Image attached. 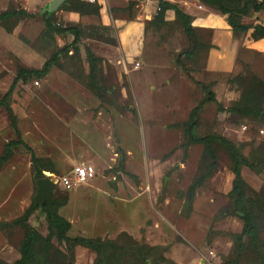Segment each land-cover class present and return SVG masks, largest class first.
Returning <instances> with one entry per match:
<instances>
[{
	"label": "rangeland",
	"instance_id": "374dc122",
	"mask_svg": "<svg viewBox=\"0 0 264 264\" xmlns=\"http://www.w3.org/2000/svg\"><path fill=\"white\" fill-rule=\"evenodd\" d=\"M164 1L177 6L176 1L189 2ZM253 1L261 0H225L228 8L246 3L237 15L246 32L236 36L227 15L204 8L191 20L194 39L185 35L172 11L158 16V0H99L96 12L89 14L62 4L50 9L56 24L80 29V43L60 55L46 77L17 83L7 100L13 119L0 105V155L6 143L21 140L32 149L43 177L52 181L71 178L76 166L93 167L95 175L85 184L66 188L53 181L51 200L70 225L69 238L114 243L116 251H108L101 264H141L137 251L142 246L154 248L147 264L237 259L234 237L244 224L231 196V155L220 142L192 143L187 134L200 103L194 137L226 139L247 164L241 166L245 202L263 246L254 250L244 236L239 264H263L264 46L253 42L261 39L264 9L255 11ZM52 3L0 0V14L23 9L33 15L0 21V100L19 70H40L72 42L71 35H57L44 25L41 15ZM214 29L224 48L231 39L241 48L233 64L226 51L230 65L209 72ZM220 54L214 52L212 58L218 60ZM37 179L30 153L22 146L13 148L0 168V225L11 223L0 229V264L20 259L28 229L43 239L48 236L41 209L25 223H13L33 203ZM41 247L32 264L43 258L45 264H96L93 250L55 237Z\"/></svg>",
	"mask_w": 264,
	"mask_h": 264
},
{
	"label": "trees",
	"instance_id": "16d2710c",
	"mask_svg": "<svg viewBox=\"0 0 264 264\" xmlns=\"http://www.w3.org/2000/svg\"><path fill=\"white\" fill-rule=\"evenodd\" d=\"M79 2L78 5H74L72 1L70 0H64L62 5L69 6V11L77 12L80 14H89L96 12L95 10V4H87L84 2ZM203 4L216 9L218 12H220L222 15H227L226 21L228 26L230 27L231 31L237 36V34L243 33L247 31V26L243 25L239 22L237 19V15L241 14L246 10V3L239 9V8H228L226 6L225 0H199ZM158 16L162 19L163 15L166 11L172 10L174 12V15L176 19L179 20L183 31L185 35L191 39H194V30L191 25V17L184 13L176 4L164 1V0H158ZM252 7L255 11L263 10L264 9V0H261L260 2L253 1ZM19 16H33L31 14H28L25 10H15V11H7L0 14V21L6 20L10 17H19ZM42 20L44 22V25L48 30L51 32L65 37L66 35H71L73 37V40L70 44L64 45L61 49H59L56 53L52 54L51 57L43 64L42 68L40 70H25L21 69L17 73L16 77L14 78L11 86L7 90V92L4 94L2 99L0 100V105L4 106L8 113L10 114V109L7 106V100L10 98L14 88L16 87L17 83L20 80L26 79L27 77H38V78H44L47 76V74L50 72V70L58 65V58L60 55H66L71 47H75L80 43L81 39V31L79 28L75 26H60L56 24L53 20V12H50L48 8L44 10L42 13ZM258 30L261 31V38H264V29L263 27H259ZM198 43L194 41V49L197 48ZM91 58L92 55L89 54ZM193 55V51L186 53L187 57H191ZM198 84V83H197ZM206 89L205 87H203ZM207 100H213V95L208 92L207 93ZM202 104L200 103L197 107H195L192 111L194 119L191 120L187 134L189 141L192 143H206L209 144L211 141H217L220 142L223 146H225L230 155L232 160V166L231 171L234 175V180L232 183V190H231V196L233 197V204L235 206V209L242 212L241 218L243 221V230L241 234L234 237L236 245L240 251L237 259L235 260H228L225 262V264H239V260L241 258V254L245 252V244L243 241L244 236H247L250 240V243L253 245L252 248L255 250L257 247L262 243H260V239L257 234L256 224L254 217L252 216V213L247 211V205L245 202V188H244V181L241 176V166L247 165L244 160H242L239 157L238 149L229 141H227L224 138L217 137V136H207L204 138H196L193 135L194 127H195V117L201 108ZM237 111L246 113L249 112L248 109H238ZM11 119H13L11 117ZM14 123V122H13ZM18 146L24 147L31 156L33 168L35 171V174L38 179L42 178V171L37 168L36 163L37 159L35 155L33 154L32 149L23 143L21 140H12L5 144L4 150L2 154L0 155V168L11 158L12 156V149L16 148ZM194 185L190 187V191L192 192L194 189ZM51 200V199H50ZM52 208V209H51ZM37 209H41L46 212V220L48 223V236L46 238H41L39 233L34 229H28L27 235L25 240L23 241L21 248H20V254L21 257L19 260L12 264H32L35 260V250L36 247L40 244L43 246H48L50 244L51 238L55 237L56 240L59 242H67L71 245H80L83 247H86L88 249L93 250L96 253V264H101V258L109 251L114 252L116 251V246L111 241H101L99 239H90V238H84V237H76V238H69L67 236V231L69 230V223L59 216L56 211V204L53 203L51 200V207H49L47 204H44L43 206H40L39 204L36 205L33 201V203L30 205V207L25 211L24 215L15 220L13 223L15 224H22L27 221L29 216ZM11 223H3L0 225L1 228L9 227ZM41 247V248H42ZM154 251V248L150 247H139L138 248V254L137 260L141 264H147L146 260L149 259V254H151ZM264 258V257H263ZM41 264H45V258L41 260ZM98 261V263H97ZM264 264V261H263Z\"/></svg>",
	"mask_w": 264,
	"mask_h": 264
},
{
	"label": "crops",
	"instance_id": "0c3cea01",
	"mask_svg": "<svg viewBox=\"0 0 264 264\" xmlns=\"http://www.w3.org/2000/svg\"><path fill=\"white\" fill-rule=\"evenodd\" d=\"M51 3V2H50ZM176 3L178 4V7L187 15H189L192 18H196L195 14L198 12V10H203L204 8L212 11L213 8L209 7V6H205V4H203L202 2H200L199 0H189L188 4L186 5H182V3L180 1H176ZM191 4V5H190ZM49 5V4H48ZM48 8V6H47ZM168 11H172V10H168ZM214 12V10L212 11ZM172 13L174 14V12L172 11ZM228 26V24H227ZM229 27V26H228ZM230 28V27H229ZM231 30V29H230ZM223 33H226L227 36L228 34H230V31H225ZM221 34V33H220ZM230 36V35H229ZM254 46L259 47V46H264V38H261L259 40H254ZM219 44L222 45V49L219 50ZM228 45V49L224 48L223 44L221 43L219 34L217 33V30L214 29V33L212 34V38H211V43H210V51L208 54V59H207V69L209 70V72H217L222 70L223 68H226V66L230 65L228 62V59H226L223 56V53H226V51H228L229 53H231L233 59H232V64L234 63V61H236L237 56H238V50L241 48V45L238 41L236 40H230V42L227 44ZM222 53L220 54V58L217 60L214 59V57L212 58L213 53ZM90 181V180H88ZM87 181V182H88ZM86 182V183H87ZM85 184V183H83ZM78 185H82V184H76ZM76 185H74L73 187H75Z\"/></svg>",
	"mask_w": 264,
	"mask_h": 264
},
{
	"label": "built area",
	"instance_id": "2783aa9c",
	"mask_svg": "<svg viewBox=\"0 0 264 264\" xmlns=\"http://www.w3.org/2000/svg\"><path fill=\"white\" fill-rule=\"evenodd\" d=\"M78 1L87 4H96L99 0H78ZM145 1H151V0H145ZM71 174H72L71 178L68 176H62L55 181L53 179V181L55 183L63 184L66 188H70L76 184L86 183L88 180L94 177L95 172L93 167L90 165H80V166H76L72 170Z\"/></svg>",
	"mask_w": 264,
	"mask_h": 264
},
{
	"label": "water",
	"instance_id": "95a60500",
	"mask_svg": "<svg viewBox=\"0 0 264 264\" xmlns=\"http://www.w3.org/2000/svg\"><path fill=\"white\" fill-rule=\"evenodd\" d=\"M52 2L53 3L49 5L50 7L48 6L49 11L53 8V6L61 5L64 0H52ZM51 186L52 180L48 177H42L36 180L37 191L33 199L36 205L39 204L40 206H43L44 204H47L51 207Z\"/></svg>",
	"mask_w": 264,
	"mask_h": 264
},
{
	"label": "bare ground",
	"instance_id": "6f19581e",
	"mask_svg": "<svg viewBox=\"0 0 264 264\" xmlns=\"http://www.w3.org/2000/svg\"><path fill=\"white\" fill-rule=\"evenodd\" d=\"M47 174V173H46Z\"/></svg>",
	"mask_w": 264,
	"mask_h": 264
}]
</instances>
